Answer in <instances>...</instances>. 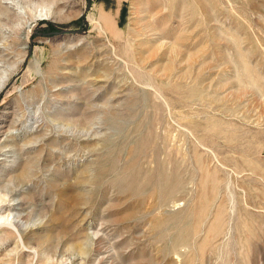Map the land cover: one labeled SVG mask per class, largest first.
<instances>
[{
  "label": "rangeland",
  "instance_id": "374dc122",
  "mask_svg": "<svg viewBox=\"0 0 264 264\" xmlns=\"http://www.w3.org/2000/svg\"><path fill=\"white\" fill-rule=\"evenodd\" d=\"M0 264H264V0H0Z\"/></svg>",
  "mask_w": 264,
  "mask_h": 264
},
{
  "label": "bare ground",
  "instance_id": "6f19581e",
  "mask_svg": "<svg viewBox=\"0 0 264 264\" xmlns=\"http://www.w3.org/2000/svg\"><path fill=\"white\" fill-rule=\"evenodd\" d=\"M15 221V220H14ZM16 223V222H15ZM12 225V224H11Z\"/></svg>",
  "mask_w": 264,
  "mask_h": 264
}]
</instances>
